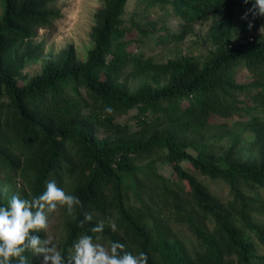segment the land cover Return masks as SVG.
I'll list each match as a JSON object with an SVG mask.
<instances>
[{
    "label": "trees",
    "instance_id": "16d2710c",
    "mask_svg": "<svg viewBox=\"0 0 264 264\" xmlns=\"http://www.w3.org/2000/svg\"><path fill=\"white\" fill-rule=\"evenodd\" d=\"M54 1H2L0 60L11 61L20 48L24 53L31 50L35 29L58 18L50 8ZM127 1L103 0L85 63L49 65L42 78L22 86L15 73L0 71V206H7L10 184L15 188L17 179L25 186L23 199L38 196L50 180L78 196L82 206L74 207L64 226L60 251L66 259L73 243L87 234L93 242L97 237L108 245L119 241L125 245L122 251H143L148 264H264V160L252 165L237 161L223 168L216 145H201L193 157L176 135V130L208 131L212 119L249 117L248 128L264 159V39L256 34L264 29V15L254 9L253 0H172L173 16L185 28L220 19L215 27L220 45L202 66L182 58L153 66L127 54L118 41L124 35L120 27ZM142 1L149 7L168 4ZM238 6L244 41L231 46ZM36 52L28 56L37 57ZM129 68L136 76L155 69L167 82L156 88L144 83L130 92L117 82ZM239 68L252 74L251 83L236 82ZM87 108L90 113L83 116ZM131 110H136L140 140L108 143L94 136L95 128H121L113 121ZM170 128L174 130L168 134L158 132ZM156 151L165 152L166 162L186 188L159 176L152 166L135 163L134 158ZM181 161L226 185L228 198L213 195L181 168ZM164 205H171L188 226L192 242L173 239L169 229H162ZM185 208L212 226H199ZM86 213L91 221H84ZM97 222L104 224L101 233L91 232ZM34 234L41 238V230ZM24 255L28 264L40 263L41 257Z\"/></svg>",
    "mask_w": 264,
    "mask_h": 264
},
{
    "label": "rangeland",
    "instance_id": "374dc122",
    "mask_svg": "<svg viewBox=\"0 0 264 264\" xmlns=\"http://www.w3.org/2000/svg\"><path fill=\"white\" fill-rule=\"evenodd\" d=\"M2 1L0 0V16L2 15ZM167 1L168 4L149 7L142 0H128L121 16L122 26L120 28L124 30V35L118 41L124 46L127 54L133 57L137 56L143 62L148 61L153 66L180 58L196 61L199 66H202L220 45L215 29L217 21L220 19L212 17L208 21L197 22L185 28L180 26L178 18L173 16L170 4L172 0ZM103 5V0H55L50 8L57 13L58 18L45 28L35 29V35L29 40L31 50L28 53H24L23 48H20L12 56L11 61L5 63L0 60V71L15 73L17 84L22 86L42 78L49 65L63 66L64 63H68V65L85 63L88 53L94 45L92 33L96 27V15ZM237 12L238 15L234 19L233 36L229 42L231 46L239 45L244 41L243 35L240 33L244 18L240 15L239 6ZM256 34L264 39L263 28L259 29ZM250 38L249 36L246 40ZM36 50L40 52L37 57L28 56L30 53L37 54ZM235 80L238 84H249L252 82L253 76L245 68H239ZM117 82L124 89L135 92L144 83L150 84L152 88L161 87L166 84L167 77L155 69L136 76L130 69ZM89 113L88 108L81 112L83 116ZM247 119L249 117L221 121L212 119L209 121L208 131H198L196 134L188 131L180 134L176 130V135L186 146L187 153L193 157H197L201 145H216L217 162L220 167H229L231 163L237 161L247 165L258 164L264 159L262 151L256 146L253 133L248 128ZM117 124L121 128H95L94 136L100 141L108 143L133 142L142 138L140 125L136 120V110H131L127 115L115 119L113 125L118 126ZM173 130L170 128L158 132L168 134ZM154 132L150 134L154 135ZM143 136L145 135L143 134ZM165 156L164 151H156L147 156L136 157L134 161L138 167L152 166L159 176L173 180L180 188L184 186L186 188V185L175 176L172 166L166 162ZM180 166L185 172L202 181L213 195L219 196L222 200L228 198L226 185L202 176L194 171L187 161H181ZM15 183V188L12 183L10 184L13 189L8 194V198L13 195H19L22 198L21 193L25 189L24 183L19 179L15 180ZM185 210L199 226L205 229L212 226L210 223L203 222L191 209L185 208ZM67 217H69V213L65 207L58 204L57 208L49 214L48 227L41 230V239H47L49 244L55 245L58 250L61 249L65 240L64 226ZM159 222H161L164 231L169 229L173 239H178L186 244L194 240L188 226L179 221L178 213L171 205L167 207L164 205ZM159 222L156 223V227H160ZM94 243L108 247L107 242L103 239H97ZM260 250L263 252V249ZM39 264H41V260Z\"/></svg>",
    "mask_w": 264,
    "mask_h": 264
},
{
    "label": "clouds",
    "instance_id": "9594fccd",
    "mask_svg": "<svg viewBox=\"0 0 264 264\" xmlns=\"http://www.w3.org/2000/svg\"><path fill=\"white\" fill-rule=\"evenodd\" d=\"M253 6L259 15H264V0H253ZM58 204L66 206L69 214L75 206H82L78 196L66 193L50 180L38 196L29 200L13 195L7 206H0V264H28L26 252L42 257L41 264H148V255L143 251L137 254L122 251L125 245L119 241H111L105 247L94 243L93 237L87 234L73 243L72 252L66 259L55 245L34 234L48 227L49 214ZM91 220V214L86 213L84 221ZM112 227L114 230L115 226ZM103 230V222H97L91 228L93 233Z\"/></svg>",
    "mask_w": 264,
    "mask_h": 264
}]
</instances>
